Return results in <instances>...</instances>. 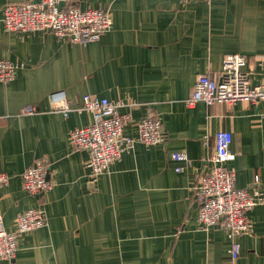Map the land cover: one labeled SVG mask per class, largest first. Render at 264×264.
Segmentation results:
<instances>
[{"label":"crops","instance_id":"crops-1","mask_svg":"<svg viewBox=\"0 0 264 264\" xmlns=\"http://www.w3.org/2000/svg\"><path fill=\"white\" fill-rule=\"evenodd\" d=\"M23 1L38 0H0V58L18 65L0 81V172L9 175L0 215L11 230L19 212L41 206L46 221L0 264H264V202L248 209L250 231L232 260L226 231L199 226L195 197L213 135L225 129L235 186L264 198V102L184 103L197 76L219 70L230 53L245 55L252 82L264 78V0H75L112 17L111 28L86 44L6 30L4 5ZM57 89L74 108L66 117L50 111L48 94ZM85 93L122 101L118 111L135 119L159 117L165 142H136L107 172L90 175L88 150L69 140L91 121L77 109ZM28 105L39 111L19 114ZM123 133L135 136L136 127L128 123ZM175 151L188 161L172 158ZM39 159L53 186L30 194L20 174Z\"/></svg>","mask_w":264,"mask_h":264},{"label":"built area","instance_id":"built-area-1","mask_svg":"<svg viewBox=\"0 0 264 264\" xmlns=\"http://www.w3.org/2000/svg\"><path fill=\"white\" fill-rule=\"evenodd\" d=\"M191 1V0H182ZM8 31H49L55 36L74 43L86 44L97 40L112 26V17L106 8L79 6L75 0H38L8 2L3 7L1 17ZM246 57L240 53L225 55L217 71H207L197 76L191 93L184 100L187 107L201 101L213 103H235L237 101L264 102V78L252 82L243 69ZM17 63L0 58V81L8 82L14 77ZM50 111L59 112L64 117L74 108L70 105L64 89L53 90L48 94ZM122 101H113L105 96L85 93L81 98L83 109L91 113V121L72 129L69 140L76 149H87L85 166L90 175L107 172L113 160L134 143L145 145L164 143L166 133L162 121L152 114L135 119L128 112L120 113ZM131 107L136 103H126ZM39 110L28 105L19 114H33ZM3 115L0 114V118ZM132 123L136 127L135 136L125 135L123 128ZM213 151L208 155L209 166L195 185L198 201L197 219L202 229L220 226L228 238V254L232 260L240 252L239 237L250 231L247 211L264 198L250 193L245 188L236 187L235 172L227 166L233 157L230 144L232 133L219 129L213 135ZM172 158L188 161L187 153L175 151ZM181 170L180 166L175 168ZM23 188L30 194L50 189L53 181L46 174L45 162L37 160L20 174ZM9 175L0 172V185L6 183ZM258 177H255V182ZM45 211L41 206L30 207L19 212L14 219V228L8 230L0 215V260L14 258L20 236L45 224Z\"/></svg>","mask_w":264,"mask_h":264}]
</instances>
